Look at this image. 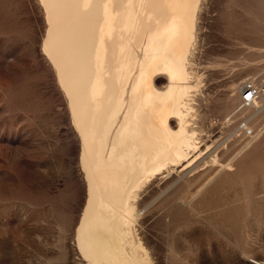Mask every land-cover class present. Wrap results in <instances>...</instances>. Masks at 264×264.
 I'll list each match as a JSON object with an SVG mask.
<instances>
[{
  "label": "bare ground",
  "instance_id": "1",
  "mask_svg": "<svg viewBox=\"0 0 264 264\" xmlns=\"http://www.w3.org/2000/svg\"><path fill=\"white\" fill-rule=\"evenodd\" d=\"M205 1L37 0L41 52L78 137L83 201L71 239L79 264H162L145 245L153 218L145 204L206 175L194 200L262 121L264 97L245 106L241 93L246 81L264 84L241 77L227 85L231 111L210 119L199 57Z\"/></svg>",
  "mask_w": 264,
  "mask_h": 264
},
{
  "label": "rangeland",
  "instance_id": "2",
  "mask_svg": "<svg viewBox=\"0 0 264 264\" xmlns=\"http://www.w3.org/2000/svg\"><path fill=\"white\" fill-rule=\"evenodd\" d=\"M205 2L199 57L214 122L233 108L225 95L234 78L264 84V0ZM41 15L37 0H0V264H79L71 239L83 201L78 137L41 52ZM260 119L244 151L194 200L206 175L145 204L153 216L145 245L156 260L264 264V111Z\"/></svg>",
  "mask_w": 264,
  "mask_h": 264
},
{
  "label": "built area",
  "instance_id": "3",
  "mask_svg": "<svg viewBox=\"0 0 264 264\" xmlns=\"http://www.w3.org/2000/svg\"><path fill=\"white\" fill-rule=\"evenodd\" d=\"M261 97H264V86L261 87L254 81H246L242 88L241 103L247 106Z\"/></svg>",
  "mask_w": 264,
  "mask_h": 264
}]
</instances>
